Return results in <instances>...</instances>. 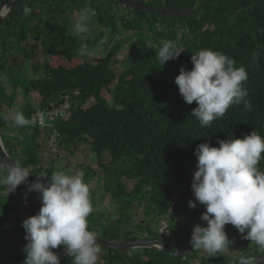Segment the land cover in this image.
<instances>
[{
    "label": "trees",
    "instance_id": "16d2710c",
    "mask_svg": "<svg viewBox=\"0 0 264 264\" xmlns=\"http://www.w3.org/2000/svg\"><path fill=\"white\" fill-rule=\"evenodd\" d=\"M108 1L110 0H97L96 3L89 0H16L11 14L0 28V103L13 107L10 105L13 97H9L5 90L15 92L22 86V80L26 81L25 76L31 74L39 78L26 81L28 84L24 87V92L38 91L40 96H45L46 101L57 98L60 92H66L74 107L68 111L66 119L57 117L53 126L64 142L70 145L87 140L96 155L106 153L113 163L127 162L128 171L122 175L134 180L131 190L122 186L120 176L115 178L116 175L111 176L115 178L113 181L104 185V191L119 211L120 219L131 214L132 204L140 205L147 201L145 213L153 214L151 221L166 219L169 226L176 228V232H181L177 241L182 243L200 220L201 213L206 210L188 207V201L193 195L190 187L192 175L196 170L194 149L206 141L218 147L219 140L243 138L253 130L264 137V0H200L191 16L178 20L133 11L131 21L125 23L120 20L121 30L131 34L116 42L114 39L120 33L119 20H112L117 18L115 12L101 11ZM135 1L182 10L188 7L191 0ZM79 2L95 10L96 15L90 21L100 28L98 34L92 30L84 37L74 36V22L70 19L65 18L58 25L46 20L49 16L77 10ZM10 4L9 1L8 5ZM25 5L31 9L27 16L23 14ZM143 21L159 25L162 22L163 25L161 29L154 28L143 35L144 38L140 39L141 48L127 56L123 70L117 73L112 67V60L129 43V38L142 35ZM69 25L71 28L68 29ZM70 30L72 34H69ZM106 34L108 43L112 45L106 57L96 59L94 54L91 58L78 55V49L83 44L92 51L90 44L107 43ZM28 37H39L44 45V53L52 57V61L46 69L35 64L30 74H21L25 78L22 79L19 78L22 70L10 68L15 65L6 59L11 57L10 51H21L20 42ZM167 40H172L184 51L177 59L170 60L161 67L157 53ZM206 48L227 54L234 58L236 67L243 66L246 69L248 79L244 87L248 90L246 99L251 102L252 109L246 110L243 103L233 105L222 118L214 120L208 127H200L197 124L199 121L191 116L192 109L196 107L195 102L191 105L184 102L174 78L181 68L191 70L190 57ZM141 52L143 53L140 54ZM43 70H46L50 78L40 75ZM5 81L6 86L3 85ZM103 90L109 95V100L101 96ZM74 92L79 94L74 95ZM88 98H93V105L84 110L83 106ZM17 111L24 113L26 118L31 113L30 109ZM0 132L6 150L11 151V158L22 167L33 163L29 172L34 175L39 163L35 143L31 141L29 147L25 145L22 152L12 139L17 137L3 129L1 120ZM20 144L21 142L18 143ZM13 153L16 157H13ZM50 165L54 167L52 170H59L64 166L53 160ZM113 168L115 166H105L108 173ZM258 168L264 171V158ZM46 170L49 171V165ZM109 177L106 175V179ZM84 179L89 181V176L85 175ZM29 196L27 190L26 200ZM13 199L12 192L0 196V264H23L25 259L23 247L27 241L22 235V220H17L14 229L5 233L9 230L7 215L17 207L14 203L10 204ZM39 208L38 202V210ZM139 228L143 234L155 235L142 226ZM89 230L100 235L96 229ZM225 231L229 239L235 241L232 248L241 242L245 244V251L241 256L259 258L264 253L254 242L244 239L234 226L226 225ZM131 232L132 229L125 231L133 237L134 232ZM107 234L108 230L100 236L105 239ZM17 238L23 245L18 243ZM147 239L153 240L154 236ZM197 250L191 249L194 253ZM53 251L59 254L60 264H72L62 246ZM142 253L147 258L154 255L150 250H143ZM136 256L133 257L132 264L148 263V260L145 262ZM189 258L191 257L185 256V260ZM108 260L104 256L105 264L117 263L114 258ZM201 262L232 264L226 255ZM150 264L185 263L178 257L159 252L154 255Z\"/></svg>",
    "mask_w": 264,
    "mask_h": 264
},
{
    "label": "clouds",
    "instance_id": "9594fccd",
    "mask_svg": "<svg viewBox=\"0 0 264 264\" xmlns=\"http://www.w3.org/2000/svg\"><path fill=\"white\" fill-rule=\"evenodd\" d=\"M9 1L13 2V0ZM8 2L0 12V28L2 22L11 14L12 9L10 7L12 4L8 5ZM30 12L31 9L25 5L23 14L27 16ZM95 15V10L90 7L86 6L80 9L72 25L73 33L84 37L89 32L91 17ZM46 20L50 22L48 18ZM118 23H120L118 24L119 27L121 22ZM52 24L58 25L60 23L54 21ZM146 32L148 33V30ZM106 38L107 36H105V40H107ZM114 42H116L115 39ZM20 48L21 51H10L11 57L6 59L7 62L10 64L27 63L30 72H32L30 66L40 64L44 69V66L47 68L52 61V57L44 53V45L41 44L39 37L30 38V40L24 39L20 42ZM183 51L184 49L178 47L172 40L164 41L157 53L161 67L166 62L177 59ZM40 54L46 58L42 64L36 59ZM78 55L91 58L93 52L89 50L86 44H83L78 49ZM94 55L96 59L101 58L98 54ZM190 61L191 70L181 68L179 74L174 78V82L186 104L191 105L195 102L196 107L192 109L191 116L195 117L202 127H208L214 120L222 118L233 105L243 103L246 110L252 109L251 102L246 99L248 90L244 87V83L248 79L247 71L243 66L236 67L234 58L223 52L206 48L194 53L190 57ZM20 70H22L20 74H23L25 72L24 66L18 71ZM33 75L31 74V79L39 77ZM40 75L43 76L42 73ZM47 75L49 74L44 76L47 77ZM47 78H50V75ZM66 94L64 92V95ZM42 100L43 96H40V100L36 102V109L30 114L28 113L27 118L14 106L9 107V116L12 119V125L9 127H24L28 130L31 138L36 136V143L43 141L54 148L60 143L53 145L45 141L38 133L39 129H44L47 126L40 122H35L34 126L31 124L30 116H42L45 111ZM69 102L71 101L65 98L64 105L58 110L62 111L63 108L68 110ZM71 103L74 105L73 102ZM0 113H3L2 107H0ZM66 114L60 118L65 117ZM3 117L4 114L0 116L1 124L8 128L2 122ZM52 118L54 122L57 117ZM21 130L8 131L16 136V133ZM12 139L17 148L21 150L18 145L21 141L18 138ZM84 142L86 143V141ZM217 143L218 147L212 146L206 141L194 149L196 170L192 175L190 185L193 193L191 198L194 196V200L188 201V207L194 209L197 203L205 207L206 210L201 213L200 219L206 223V226L194 225L189 243L192 248L201 250L207 257L227 253L233 250L231 247L233 241L229 239L225 231V226L230 224L242 234L244 239L254 242L261 251H264V171L258 168L261 159L264 158L262 157L264 154V137L253 130L243 138L219 140ZM2 146L3 141L0 140V147ZM6 152L11 151L6 150ZM12 155L16 157L14 153ZM44 158L46 157L43 156L41 161ZM102 159L96 160L95 167H101V171H104L101 165ZM41 161H39V168L42 174L27 187L29 192L40 193L41 207L35 215L24 219L21 224L25 231L24 238L27 241L23 247L25 253L23 264H60L59 254L53 250L61 246L64 253L71 258L72 264H98L99 260L105 264L103 262L104 256L107 260L114 258L118 264H132L135 255L145 262L148 260L147 257L142 258L141 255H144L143 250L149 249L129 247L131 243L144 239L139 238V236L131 237L123 231L115 230L108 220L106 223L111 226V229L108 231L105 241L116 244L119 248H107L103 252V256L99 258L101 248L97 242L98 234L89 230L91 223L88 217L93 213L94 208L90 199L88 183L93 180H101V178L96 176L98 173L93 167H85V169L74 174L61 170L50 173L42 166ZM32 164L26 165L25 168L19 164L7 165L0 162V190L6 191L8 195L14 192L17 186L26 184L28 177L32 174L27 166L30 165V168ZM109 166H115L112 169V175H116L115 178L120 176V184L127 188L124 179L133 180L122 175L128 171L127 162L118 164L117 162L113 163L111 159ZM111 172L108 173L110 177L102 181L104 184L115 179L111 177ZM85 175L89 176V181L84 179ZM31 177L33 178V175ZM45 177L48 179L42 182L41 180ZM24 203H27L26 198ZM138 225H141L140 221ZM135 250L140 251L134 252ZM106 252H110L111 255H106ZM128 260L131 262L129 263ZM237 261L238 264H258V258L254 256L234 257L232 264H237Z\"/></svg>",
    "mask_w": 264,
    "mask_h": 264
},
{
    "label": "rangeland",
    "instance_id": "374dc122",
    "mask_svg": "<svg viewBox=\"0 0 264 264\" xmlns=\"http://www.w3.org/2000/svg\"><path fill=\"white\" fill-rule=\"evenodd\" d=\"M199 1L200 0H197V2L194 4L193 9L195 6L197 7L199 5ZM89 2L96 3L97 0H93V1L89 0ZM86 6L89 7L87 4H83V3L79 2V3H77V10L67 11L62 16L60 14H56L54 16H49L47 18L49 19L50 23H53L54 21L57 23H62V21L65 18H68V19L72 20V22H74L77 12ZM126 7L127 6L120 5L119 3L115 2L114 0H110L106 4H104V6L101 8V11L111 10V11L115 12V15L117 16V18H114L112 20H114V21L124 20V22L126 23V22L131 21L134 17L133 11H127ZM188 7H189V5H188ZM187 8H185V9H187ZM167 9L168 10H175V11L181 10V9H175V8H167ZM185 9H182V10H185ZM193 9H192V13H193ZM136 12H138V11H136ZM139 13H141V12H139ZM153 15H155V14H153ZM56 16H58V17L55 18ZM156 16H158V15H156ZM161 17L165 18V19H172V20L173 19H176V20L183 19V17L178 18V17H170V16H165V15L161 16ZM185 18H187V17H185ZM143 23H144L143 29H145V30H142V32H141L142 35H138L137 38H129V43H127V45L117 55V57L112 60V62H113L112 67L114 70H116V72H121L123 70V68L126 64L127 56H129L130 54H132L133 52H135L141 48L140 39L144 38L143 35H145L146 31L148 30V33H150V31L154 30V28L161 29L162 25H163L162 22L160 23V25H159V23L153 24V23H149L147 21H143ZM69 28H71V25L68 26V29ZM118 29L120 30V34L115 38V41H117L118 39H124L125 37H128L130 35V33H127L125 31L121 30V25H119ZM92 30H93V32L98 34L100 28H98V26L96 24H94L93 22L89 21V32ZM69 34H72V30H70ZM72 35L76 36L75 34H72ZM105 36H107V34ZM149 45L151 46L150 43H149ZM90 47L92 48L93 54H98L101 58H104L108 54V51H109L108 47H112V45H110V43H108V40H107L106 45H100L99 43H92V44H90ZM39 49L42 50L41 47H39ZM143 52H146V50L143 49ZM143 52H141L140 54H142ZM36 59L38 60L39 63L42 64L46 58L40 54V56L38 55V57ZM22 62H24V61L22 60ZM12 63H14V62H12ZM14 65H15L14 67H11V68H13V70L18 71L19 68L24 66L25 72L27 74H30L31 70L29 69V66L27 63H24V64L14 63ZM33 66L34 65L30 66L31 69L33 68ZM20 77L22 79H25L22 77L21 74L19 75V78ZM25 77H26V81H29L31 79V75L25 76ZM1 78L4 80L3 77H1ZM35 78L33 77L31 80H33ZM37 78H39V77H37ZM12 81H14V79ZM26 81L22 80V86L19 89L15 90V92H12V90H5V93L10 95L9 97H11V96L13 97V100L10 103V105L14 106L16 110H22V109L28 110V109H30L31 111H33L36 109V102L38 100H40V95L38 94V91H25L24 92L23 89L28 84V83L26 84ZM6 83H7V81H5V83H3V85L6 86ZM63 94H64V92H60V94L58 95L57 98H49L47 101H46V98L44 96L43 100H42L43 110H47L48 106H54V104L59 102L62 98H64V99L66 98L67 100H69L68 94H66L64 97H62ZM78 94H79L78 92H74V95H78ZM101 96L103 98H105L106 100H109V95L107 94L106 91L103 90L101 92ZM66 102H68V101H66ZM92 104H93V98H88L86 103L83 106V109L90 107ZM0 107H2V111H3V113H0V116H2L4 114V117L2 118V122H3V124H5L8 127V128L3 127V129L4 130H10L11 132H15L17 130L22 129L21 131H18V133H16V137L21 141V144L19 145L21 151L22 152L24 151L25 145H28V147H29V143L31 141L36 143V141H37L36 136L31 138L30 134L28 133V130H26V128H24V127H20V128L12 127V128H10L9 126L12 125V123H11L12 119L9 116V114H10V112L8 111L9 107L7 105L1 104V103H0ZM73 107H74V105L71 107L69 106L66 116L63 117L64 119L67 118L68 111L70 109H72ZM50 114H52V115L58 114L57 117H61L62 111L61 110H58V111L51 110ZM37 117L38 116H31L30 119H31L32 126L35 125V120L37 119ZM197 124L200 127H202L199 123H197ZM54 131L55 130H54L53 126H47L44 129H41V130L39 129V131H38V133L41 135V137L45 141L50 142L53 145H57L58 142L60 143L59 146L54 147L56 149V151H55L56 155L55 156H54V154L53 155L50 154V153L54 152L53 149L45 148L44 146H42V147L38 146L39 148L36 147V150H37L36 159L38 161H41V158L43 156L46 157L41 161L42 166H44V167L46 165L48 166L50 161L53 159V162L57 163L60 166H62V164H64V166L62 168H60L59 170H61L63 172H67L69 174H74L77 171L85 169V167H89V168L93 167V168H95V172L98 173L97 177L101 178V180L100 179L99 180H93L90 183H88L89 188H90V199L92 201L93 208H94L93 213L88 217V219L91 223V225H90L91 229L92 228L96 229V231L100 235L103 234V232H105L106 230L109 231L111 229V226L117 231H122V228H123V232L130 231L131 229H132V232H134L135 230H137L139 228V226L146 228L147 230L151 231V233H154V234H157V232H159L160 221L156 220L154 222H151L152 214H150V213L146 214L145 213L146 210H145L144 205L139 206L137 203L133 204V206H132L133 207V209H132L133 214L135 216H137V218H138L135 222H134V220H132L131 222L127 220V217L129 215L126 217H123V219H120L119 211L117 210L116 207H114L113 201H111L109 199V195L104 191L105 190V188L103 186L104 183L102 182V181H105L106 175H108V171L105 169V166H109V163L111 161V158L106 153H102L100 155H96L95 153H93L91 150L90 141H87V140H86V143L84 141H80V142H77L75 144H70V145L66 144L64 142V140L59 136V134L54 132ZM9 132H7V133H9ZM42 143H43V141H42ZM45 144L47 145V143H45ZM101 158H103L101 160L102 170H104L103 173L100 172L101 167H97V166L95 167L96 160L101 159ZM37 165L39 168V163ZM29 166H27L28 170H29ZM52 168H54V167L49 164V172L50 173H55V172L59 171L57 169L52 170ZM41 174H42V171L39 168L38 172H36L35 177L37 178ZM112 174H113V171L110 173V175L112 176ZM124 183L128 188L130 185H132L134 183V180L124 179ZM131 188L132 187H130L128 190H131ZM17 189H18V191H16ZM16 190L14 192H12L15 195H14L13 201H11L10 204L14 203V204H16L17 207L14 210L10 211L7 215L9 218V222H8L9 230L5 232L6 234L14 229V227L16 226V224L18 222L17 220L21 219L23 221L24 219H26V217L28 218L32 215H35L38 212V200H36V196L34 194L31 195V193L29 192L30 196L26 200L27 203H23L22 200L25 198V195L27 194L26 188H23V187L21 188L19 185V186H17ZM0 195H6V191L0 190ZM190 200H194V196ZM39 205H40V203H39ZM40 207H41V205H40ZM196 207H198L201 211H203L205 209V207L199 203H197ZM118 217H119V219H118ZM179 219H182V218H179ZM106 220L109 221L111 226L106 223ZM139 221L141 222V225H138ZM92 223H94V225ZM173 230L176 231L177 229L173 227ZM162 231H163V229L160 232H162ZM5 233L3 234L4 236H5ZM22 235L25 236L24 229H23ZM167 235L169 236V234H167ZM235 240H237V239H235ZM17 241L19 244L23 245L22 241L20 239L17 238ZM185 242H186V240H185ZM234 243H235V241H233V244ZM238 243H239V241H238ZM240 246L241 245H239L238 247H236V246L233 247L232 249L235 251L230 250L229 252L221 253L220 255L228 256L229 260H231V263H232L233 258L234 257L238 258V256L242 252V250H241L237 253V250H238V248H240ZM105 251H106V248L102 247L99 258L103 256V254H104L103 252H105ZM139 251L140 250H135L134 252H139ZM191 252H194V251H191ZM198 252H199V250H197V252L195 253L194 256H198L199 258L196 257L195 260H193L191 263H188V264H200L201 260L206 261V260H210L213 258V257H207V255L205 253H203L202 251L200 253H198ZM106 254H107V252H106ZM196 254H198V255H196ZM189 257H190V255H189ZM191 259L192 258H189L186 261V263L189 262ZM98 264H102L101 260L98 261Z\"/></svg>",
    "mask_w": 264,
    "mask_h": 264
},
{
    "label": "bare ground",
    "instance_id": "6f19581e",
    "mask_svg": "<svg viewBox=\"0 0 264 264\" xmlns=\"http://www.w3.org/2000/svg\"><path fill=\"white\" fill-rule=\"evenodd\" d=\"M2 1V0H1ZM128 1H133V2H136V3H139V4H142V5H146L145 7L146 8H153V9H156V10H159V11H167V8H160V7H156V6H152V5H148V4H144V3H141V2H138V1H135V0H128ZM14 8V7H13ZM13 8H12V10H13ZM12 10H11V12H12ZM145 12L147 11V10H144ZM148 13H151V12H149V11H147ZM147 13V14H148ZM159 15H163L162 13H160ZM30 31V29L28 28L27 29V32H29ZM28 40H30V37H28L27 38ZM53 113V112H52ZM53 118L52 117H49V118H47V117H45V116H38L37 117V119L35 120V122H40V123H42V124H44V123H46V122H44V121H48V123L49 122H51V120H52ZM51 124H53V126H54V122L52 121V123ZM54 132H56V131H54ZM57 133V132H56ZM0 140H2L3 141V138H2V135H1V132H0ZM38 146H44L45 148H49V149H53L54 150V152L53 153H50L51 155H53L54 154V156L56 155V149L55 148H52L50 145H46L45 144V142H43L42 143V141H40V142H38V143H35V148L36 147H38ZM1 148V150H2V152H3V155H5V158L6 159H10L11 161H13L14 162V164H18V163H16L12 158H11V156L9 155V153H7V152H5V150H6V148H5V145H4V141H3V146L2 147H0ZM39 148V147H38ZM4 150V151H3ZM53 160V159H52ZM51 160V161H52ZM51 161H50V163H51ZM49 163V164H50ZM48 164V165H49ZM45 169L47 168V165L44 167ZM39 169V168H38ZM36 172H38V170L36 171ZM31 175H33V174H31ZM35 175H36V173L33 175V178L30 176V178H31V180L30 181H28V184L26 183V184H23L25 187L24 188H26V187H28V185L29 184H31V183H33L37 178L35 177ZM41 179V178H40ZM47 180V177H45V178H43L41 181L43 182V181H46ZM31 193V195H35L36 196V200H38V202L40 203V205H41V201H40V193L39 192H36V191H32V192H30ZM15 195V194H14ZM0 196H3V195H0ZM138 204V203H137ZM139 205V204H138ZM142 205H144L145 206V210H146V208H147V206H148V203H147V201L146 202H144L143 204H140L139 206H142ZM133 204L131 205V207H130V209H131V214L127 217V220L128 221H132V220H134V222L138 219L137 218V216H135L134 214H133V211H132V209H133ZM146 212V211H145ZM150 214H152L151 212H150ZM153 219V214H152V218H151V220ZM157 220V219H156ZM156 220H153V221H151V222H154V221H156ZM157 221H160V230H159V232H157V234H155V235H159L160 237L161 236H163V235H165V234H169L170 233V229L172 228L171 226H169V224H168V221L166 220V219H161V220H157ZM200 221H202L201 219L197 222V224L196 225H198L199 223H200ZM204 222V221H203ZM204 226H206V223L204 222ZM127 228V227H126ZM125 228V229H126ZM124 229V230H125ZM163 229V231L162 232H160L161 230ZM135 232V231H134ZM192 232V231H191ZM190 238H191V233H190V235H189V237L186 239V242H184L181 246H180V248H178V250H173L170 246H168L167 244H165V243H163L162 241H160V240H158V239H153V240H148V239H144V240H146V241H148V242H150L151 243V245H152V247H163V248H165V249H167V250H169L170 252L169 253H166V252H164V253H166V254H169L170 256H173V257H178V258H183L185 255H187L188 253H189V251H190V249L192 248L191 247V244L189 243V241H190ZM97 241H99V246L100 247H104V248H109V247H106V246H102L101 245V242H104L105 241V239L104 238H102L100 235H98V237H97ZM239 245H241L240 246V248H238V250H237V253L239 252V251H241L242 250V252H241V254L239 255V256H241L242 254H243V252L245 251V244L244 243H240V244H238V245H236V247H238ZM235 247V246H234ZM201 252V250H199V252L198 253H200ZM264 254V253H263ZM262 254V255H263ZM262 255H260V257L258 258V262L262 259ZM218 256H220V254L219 255H217V256H215V257H213L212 259H214V258H216V257H218ZM238 256V257H239ZM198 257V256H197ZM199 258V257H198ZM212 259H210V260H212ZM201 261H203V260H201Z\"/></svg>",
    "mask_w": 264,
    "mask_h": 264
},
{
    "label": "water",
    "instance_id": "95a60500",
    "mask_svg": "<svg viewBox=\"0 0 264 264\" xmlns=\"http://www.w3.org/2000/svg\"><path fill=\"white\" fill-rule=\"evenodd\" d=\"M15 0H13V2H11L12 6L10 7L12 9L13 7V3H14ZM115 2L119 3L120 5H125L127 6L128 8L130 9H133L135 11H138V12H143V13H148L147 11L151 12V13H148V14H155V15H158V16H170V17H189L191 14H192V9H193V6L194 4L197 2V0H192L189 4V7L185 10H180V11H175V10H168L167 11H159V10H156V9H153V8H146L145 6L146 5H142V4H139V3H136V2H133V1H128V0H114ZM8 0H2L1 3H0V12L2 10V8H4V6H6ZM9 8V10H10ZM144 10H147L146 12ZM10 12V11H9ZM160 13H162L163 15H159ZM37 40V39H35ZM46 68V66H44V69ZM42 74L45 75L46 74V71H42ZM47 77H49V75H47ZM65 95L63 94L62 97H64ZM65 103V99L62 98L59 102L55 103L54 106H48L47 110H45L42 114V116H45L47 118H49V115L50 117H57L58 114H55V115H52L50 114V111L51 110H56L58 111V109L63 106ZM68 106H73V104L71 102H69ZM66 111H67V108H63L62 109V116H64L66 114ZM49 114V115H48ZM53 120V119H52ZM52 120L51 122L48 123V121H44L46 123H44L46 126H50L51 123H52ZM4 151V150H3ZM6 152V150H5ZM0 161L1 163H4V164H7V165H12L14 164L13 161H11L10 159H6L5 158V155H3V152L0 148ZM31 178L30 176L28 177V180H27V184H28V181H30ZM200 225L201 227L204 226V222L203 221H200V223L198 224ZM99 243V241H97ZM101 245L102 246H106V247H109V248H119V246H117L116 244H111V243H108L106 241L104 242H101ZM129 247H133V248H139V247H145L153 252H166V253H169L170 251L163 248V247H152L151 243L146 241V240H140V241H137V242H134V243H131L129 245ZM258 264H264V254L262 255V259L258 262Z\"/></svg>",
    "mask_w": 264,
    "mask_h": 264
},
{
    "label": "flooded vegetation",
    "instance_id": "af4514ba",
    "mask_svg": "<svg viewBox=\"0 0 264 264\" xmlns=\"http://www.w3.org/2000/svg\"><path fill=\"white\" fill-rule=\"evenodd\" d=\"M179 233H181L180 231H174L173 230V228H171L170 229V233H169V236L167 235V234H165V235H163V236H159V235H153L154 236V239H158V240H160V241H162L163 243H165V244H167L168 246H170L173 250H178V248H180V246L185 242H182V243H179L177 240H178V236H180L179 235ZM191 233V232H190ZM135 236H139V238H140V236L141 237H146L145 239H147L148 237H153V236H151V235H148V234H143V232H142V230H140L139 228L137 229V230H135V232H134V234H133V237H135ZM189 237V235L187 236V238ZM186 238V239H187ZM185 239V240H186ZM192 249V248H191ZM191 249H190V251H189V253L187 254V255H185V256H188L189 257V255H190V257L191 258H193V259H191L189 262H187L186 263V261L188 260H185V256L183 257V258H179V259H181V262H183V263H185V264H188V263H191L193 260H195V258L197 257V256H194L195 255V253L194 252H191ZM108 253V252H107ZM156 254H158L157 252H154V255H156ZM154 255L153 256H150L149 255V258H148V263L147 264H150L151 262H152V259L154 258ZM196 255H198V254H196ZM142 256V258H145V256L144 255H141ZM194 256V257H193ZM158 259V258H157ZM156 259V260H157ZM129 261V263L131 262V260H128ZM200 264H202V262L200 261Z\"/></svg>",
    "mask_w": 264,
    "mask_h": 264
},
{
    "label": "crops",
    "instance_id": "0c3cea01",
    "mask_svg": "<svg viewBox=\"0 0 264 264\" xmlns=\"http://www.w3.org/2000/svg\"><path fill=\"white\" fill-rule=\"evenodd\" d=\"M23 202V201H22ZM24 203V202H23Z\"/></svg>",
    "mask_w": 264,
    "mask_h": 264
}]
</instances>
